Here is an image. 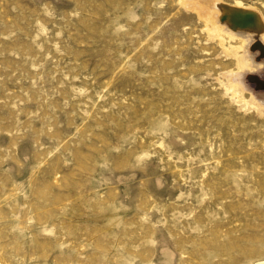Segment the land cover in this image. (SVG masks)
Here are the masks:
<instances>
[{
	"label": "rangeland",
	"instance_id": "374dc122",
	"mask_svg": "<svg viewBox=\"0 0 264 264\" xmlns=\"http://www.w3.org/2000/svg\"><path fill=\"white\" fill-rule=\"evenodd\" d=\"M234 1L0 0V264L264 260Z\"/></svg>",
	"mask_w": 264,
	"mask_h": 264
},
{
	"label": "bare ground",
	"instance_id": "6f19581e",
	"mask_svg": "<svg viewBox=\"0 0 264 264\" xmlns=\"http://www.w3.org/2000/svg\"><path fill=\"white\" fill-rule=\"evenodd\" d=\"M214 6L217 10L216 29L226 38L239 42L236 47L238 69L234 72L236 81L251 93L254 101L264 105V56L256 57L259 47L250 46L258 40L264 48V25L260 15L252 7L244 6L240 0H235L232 5L216 2ZM258 262L264 264V260Z\"/></svg>",
	"mask_w": 264,
	"mask_h": 264
},
{
	"label": "water",
	"instance_id": "95a60500",
	"mask_svg": "<svg viewBox=\"0 0 264 264\" xmlns=\"http://www.w3.org/2000/svg\"><path fill=\"white\" fill-rule=\"evenodd\" d=\"M250 46L251 48H254L256 46L259 47V54L256 57L264 56V48L258 40L254 41Z\"/></svg>",
	"mask_w": 264,
	"mask_h": 264
}]
</instances>
